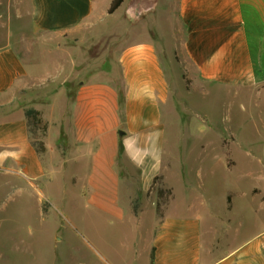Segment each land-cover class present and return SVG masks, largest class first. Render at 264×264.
<instances>
[{"label": "crops", "instance_id": "0c3cea01", "mask_svg": "<svg viewBox=\"0 0 264 264\" xmlns=\"http://www.w3.org/2000/svg\"><path fill=\"white\" fill-rule=\"evenodd\" d=\"M112 1L0 0L5 7L0 14V162H19L30 192L46 174L41 156L46 151L56 173H68L87 203L107 218L122 221L128 214L122 186L130 214L138 219L146 203L156 202V224L145 247L149 264L153 249L154 264H264V229L255 236H232L213 209L205 218H170L174 198L159 218L158 193L152 190L155 178L163 176V187L174 192L163 113L164 107L171 111L176 84L188 93L230 89L238 95L264 87V0H160L164 7L133 23L166 16L170 52L166 34L157 29L143 35L138 25L127 39L128 7L111 27L127 0L110 14ZM115 32L124 44L111 68L95 71L80 61V52ZM49 55L59 74L39 70ZM74 74L78 82L72 91L65 81ZM24 90L50 99L27 106ZM29 108L50 122L40 135L41 152L29 130ZM5 257L10 256L0 253Z\"/></svg>", "mask_w": 264, "mask_h": 264}, {"label": "rangeland", "instance_id": "374dc122", "mask_svg": "<svg viewBox=\"0 0 264 264\" xmlns=\"http://www.w3.org/2000/svg\"><path fill=\"white\" fill-rule=\"evenodd\" d=\"M130 2L127 0L111 18V27L123 17ZM163 5L160 1L156 8ZM4 11V5L0 4V14ZM126 24L128 40L138 25L143 35L152 29L166 34L170 52L166 16H151L137 25L127 17ZM123 44L120 33L109 34L102 42L80 52V61L93 64L95 71L108 70ZM52 62L50 55L47 56L38 65L39 70L59 74L52 68ZM77 82L74 74L66 79L65 85L74 91ZM29 93L24 90L27 96L23 103L27 106L33 101L50 99L39 93L30 97ZM170 108L169 112V107H164L163 113L165 141L172 161L169 185L174 188L170 218H205L213 209L220 215L224 230L228 228L232 236L260 233L264 229V87L238 95L230 89L188 93L176 84L174 104ZM44 122L39 137L34 138L40 152L43 151L40 135L50 125L48 119L44 118ZM47 148L49 152L51 146ZM46 155V151L41 153L46 174L30 192L26 189L21 164L11 160L0 162L5 167L0 169V253L10 256L0 258V264L2 261L7 264H149L145 247L156 224V202L146 203L138 219L130 214L131 207L122 186L121 202L128 214L122 221L107 218L87 203L68 173H56ZM123 173L127 175L126 170ZM229 195L231 208L234 205L232 212L228 210ZM44 203L48 204V212L43 210ZM237 228L240 231L236 233Z\"/></svg>", "mask_w": 264, "mask_h": 264}, {"label": "trees", "instance_id": "16d2710c", "mask_svg": "<svg viewBox=\"0 0 264 264\" xmlns=\"http://www.w3.org/2000/svg\"><path fill=\"white\" fill-rule=\"evenodd\" d=\"M126 0H113L111 7L109 9V13L113 14L115 13L125 2ZM26 115L28 118V125L29 130L33 138L37 139L39 137V131L44 127V118L42 116V112L37 110L36 108H29L26 109ZM34 145L37 147L38 143L37 140L34 141ZM230 152L227 153V159L229 161ZM228 167L231 168L230 163L228 162ZM152 190L157 191L158 193V203H157V214L159 218L164 217L165 208L168 205V203L174 198V192L172 188H164L163 187V176H157L154 180V185ZM228 201L230 203L231 208V202L232 197L229 195ZM139 207H140V200L139 198H136L133 202V208L134 213L137 215L139 213ZM43 210L44 212H48V204H43ZM155 262V249L152 251L151 255V262L150 264H154Z\"/></svg>", "mask_w": 264, "mask_h": 264}, {"label": "water", "instance_id": "95a60500", "mask_svg": "<svg viewBox=\"0 0 264 264\" xmlns=\"http://www.w3.org/2000/svg\"><path fill=\"white\" fill-rule=\"evenodd\" d=\"M160 0H131L128 6V16L132 22H137L142 16L154 10Z\"/></svg>", "mask_w": 264, "mask_h": 264}]
</instances>
